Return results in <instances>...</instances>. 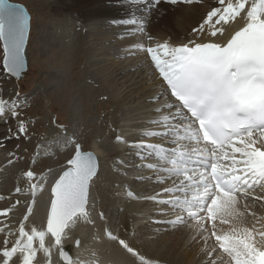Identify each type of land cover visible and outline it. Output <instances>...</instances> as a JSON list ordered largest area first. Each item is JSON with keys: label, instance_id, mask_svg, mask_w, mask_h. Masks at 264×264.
<instances>
[{"label": "snow or ice", "instance_id": "obj_1", "mask_svg": "<svg viewBox=\"0 0 264 264\" xmlns=\"http://www.w3.org/2000/svg\"><path fill=\"white\" fill-rule=\"evenodd\" d=\"M159 2L153 0L149 11H154ZM217 3L219 6L213 7L192 30L197 38L180 45L164 41L147 47L133 46L148 54L164 89L153 97L159 104L155 109L159 118L152 124L158 130L146 131L143 137H160L174 147L143 138L129 142L122 134H117L115 140L135 150L141 160L157 158L155 163L142 165L152 170L156 183L171 181L160 192L142 197L154 202L160 213L169 217L156 223L191 227L194 231L190 239L202 245L207 264H264V215L258 216L252 210L254 206L264 207V0ZM30 19L23 5L0 0L3 69L12 76L19 77L25 67ZM119 23L134 26L126 29V34L146 35L152 41L145 30L147 18L132 17ZM233 23L240 24L238 30L224 39ZM165 95L167 98L161 102L160 97ZM22 106L18 94L10 102L0 96V119L6 113L19 116L17 109ZM9 132L10 136L4 139H18L21 134L26 138V122L20 120L16 133L11 129ZM4 139H0V147L5 146ZM48 171L51 173V169ZM97 175L95 154L82 151L81 145L75 144L74 155L50 186L46 227L26 230L37 190H43L47 178L41 174L37 180L35 171H25L23 177L30 182L32 200L11 246L5 238L0 264H39L38 253L43 254L44 264H54L53 248L58 254L56 264H101L100 254L92 246L87 249L90 260L82 258V252L73 256L65 250L69 231L81 222L92 226L93 244L102 242L96 219L106 221L105 215L102 211L96 217L92 215L96 208L91 200V186ZM15 192L20 193L21 188L16 187ZM127 195L135 194L129 191ZM11 211L3 209L0 216ZM247 216L254 218L251 224L244 223ZM103 235L135 258L131 264H153L106 223ZM49 236L54 243L46 245ZM36 241L38 246H34ZM82 245L80 238L74 241L77 249ZM107 264L115 262L109 259Z\"/></svg>", "mask_w": 264, "mask_h": 264}, {"label": "bare ground", "instance_id": "obj_2", "mask_svg": "<svg viewBox=\"0 0 264 264\" xmlns=\"http://www.w3.org/2000/svg\"><path fill=\"white\" fill-rule=\"evenodd\" d=\"M151 4V0H138L136 3H132L131 0H55L52 12L57 19L61 20L62 30H68L69 26L75 29L81 26L86 29V44L90 48L92 72L103 85V90L111 94L122 111V114L116 116L115 119L111 118L107 122L106 120L101 121L102 128L111 125L112 130L107 133L105 128L102 135L107 140L104 142L101 141L102 139L95 140L91 149L99 160V172L94 178L91 190L94 189L96 181L105 180V190H107L105 192L113 193L116 205L112 202L111 204L119 208V213L121 212L119 221L117 220L112 228H109L114 234L128 240L142 255L153 261V264H207L204 252L201 251L202 245L190 239L194 230L189 226L173 228L156 223L155 221L169 217L162 215L154 202L142 198L158 193L161 188L171 184V181L165 184L156 183L152 170L142 166L155 163L157 158L141 160L135 154V150L118 143L115 137L117 134H122L129 142L143 138L150 143L162 144L169 148L174 147L160 137H143L146 131L158 130L157 126L152 124L153 120L159 118V114L155 111L159 104L153 100V97L163 92L164 89L158 71L154 68L148 54L134 49L133 46L144 44L147 47L164 41L172 45L187 43L188 40L197 38L192 30L198 28L207 13L219 5L217 0H194L193 3L177 0L175 4L171 3V0L163 2L160 0L155 10L149 11ZM132 17L147 18L145 30L147 35L153 38L152 41H148L146 35L126 34V29L134 26L122 25L119 21ZM65 18L68 19L65 20ZM114 21L116 23H113ZM239 26L240 24L233 23L224 39H227L234 30H238ZM130 52L135 54H129ZM2 70L3 67L0 66V72ZM0 96H2L1 89ZM166 98V95L161 96L160 101L163 102ZM5 123L4 120L0 123V139L10 136V132H4L1 129ZM102 128H99L100 131ZM10 129L13 133V128ZM20 137L22 138L23 135L21 134ZM21 138L17 139L12 136V138L4 139L5 146L0 148L6 151L12 150ZM4 158L6 159L0 167H11L13 163H8L10 156L5 157L4 155ZM2 171L0 169V172ZM60 171L61 169H51V173L48 170L43 173L47 178V184L42 191L37 190L35 204L28 221L25 222L26 230L33 226L38 230L45 228L50 186ZM40 175L37 176V180ZM25 185H27L26 182ZM25 185L19 193L22 196L17 195L20 198L16 196L13 199L12 197L7 199L6 204L3 203V208L0 209V211L6 208L12 209L7 216H0V229L4 224L10 225L9 229L0 231V248L4 247L5 238L9 241L8 246H11L17 238L20 221L27 214V205L31 202L32 196L30 188ZM1 190L7 193L15 192L14 188L10 190L9 187L3 185H0V192ZM129 191L135 195L128 196ZM107 196L109 197V194ZM17 200L20 201L19 205H15ZM91 200L93 201L92 192ZM1 203L2 201H0V206ZM95 208L96 211L92 213L93 217L101 211L98 203L95 204ZM252 210L258 216L264 215V207L254 206ZM253 219L247 216L244 223L251 224ZM105 223L108 226V222L96 219V231L101 236L102 242L95 244L92 242L94 232L92 226L83 222L78 223L69 231V238L65 240V249H68L73 256L77 252H82V258L90 260L87 249L92 246L100 254L101 264H107L109 259L115 264H131L135 258L103 235ZM190 223L194 224L195 221ZM77 238L83 241L80 249L74 246ZM53 243L50 236L46 237V245ZM34 246H38V241L34 242ZM211 247L212 241H209L207 248ZM38 260L39 264H44L45 258L42 253H38ZM53 261L54 264L58 261L55 248H53Z\"/></svg>", "mask_w": 264, "mask_h": 264}, {"label": "rangeland", "instance_id": "obj_3", "mask_svg": "<svg viewBox=\"0 0 264 264\" xmlns=\"http://www.w3.org/2000/svg\"><path fill=\"white\" fill-rule=\"evenodd\" d=\"M12 1L27 7L31 15V27L26 49L28 68L24 76L16 80L4 69L0 72L2 98L10 102L17 99L18 94L19 100L23 102V106L17 109L19 116L12 117L10 113H6L0 119V123L3 120L8 123L3 125L2 131L9 132L13 128V133H16L20 120L27 124L26 138L22 134L23 137L16 144L19 147L15 146V149L9 151L0 148V164L6 159L4 155L6 157L9 153H15V156L9 158L13 160L11 167H0L3 170L0 172V185L9 187L10 190L16 186L23 188L25 182V186L30 188V182L23 177L28 169H32L39 176L49 169L64 168L74 153L76 141L81 143L85 151L92 149L95 140L106 141L102 131L106 128L109 133L112 129L111 125L102 128V122L122 114L111 94L103 90V85L92 72L86 29L69 26L68 30H62L61 20L52 12L55 0ZM62 31L64 34H61ZM2 63L3 46L0 42V66ZM105 182L101 179L96 181L94 189L91 190L92 199L100 206L108 227L112 228L119 221L121 212L112 205L115 203L113 193L105 192ZM17 195L22 196L14 191L7 193L1 190L0 209L7 199H13ZM5 225L8 224H4L2 229H9L10 225ZM131 233L133 236V229Z\"/></svg>", "mask_w": 264, "mask_h": 264}, {"label": "water", "instance_id": "obj_4", "mask_svg": "<svg viewBox=\"0 0 264 264\" xmlns=\"http://www.w3.org/2000/svg\"><path fill=\"white\" fill-rule=\"evenodd\" d=\"M13 3H17V4H20V5H23V4H21V3H18V2H15V1H12ZM25 8H26V10L28 11V9H27V7L25 6V5H23ZM29 13V12H28ZM30 14V13H29ZM30 18H31V15H30ZM31 20V19H30ZM30 26H31V24H30ZM2 43V42H1ZM27 43H28V40H27V42H26V44H25V52H24V55H25V67H24V69L22 70V72H21V74H20V76L19 77H16V76H12L11 74H9V75H11L14 79H20V78H22V76L24 75V73L27 71V68H28V61H27V58H26V49H27ZM77 144V143H76ZM80 144V143H79ZM81 145V144H80ZM81 149H82V146H81ZM83 151V150H82ZM88 151H91V150H88ZM91 152H93V151H91ZM94 153V152H93ZM95 154V153H94ZM74 155V154H73ZM72 155V156H73ZM95 156H96V158H97V161H98V172H99V160H98V157H97V155L95 154ZM72 158V157H71ZM70 158V159H71ZM69 160V159H68ZM67 160V161H68ZM66 168V167H65ZM64 168V169H65ZM63 169V170H64ZM62 171V170H61ZM61 173V172H60ZM59 173V174H60ZM56 178H58V176L56 177ZM49 207H50V204H49ZM48 210H49V208H48Z\"/></svg>", "mask_w": 264, "mask_h": 264}]
</instances>
